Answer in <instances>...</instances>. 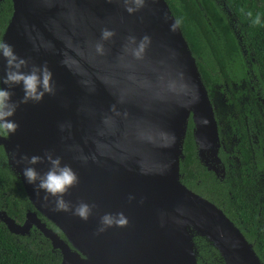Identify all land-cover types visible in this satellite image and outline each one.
Returning a JSON list of instances; mask_svg holds the SVG:
<instances>
[{"label":"water","instance_id":"95a60500","mask_svg":"<svg viewBox=\"0 0 264 264\" xmlns=\"http://www.w3.org/2000/svg\"><path fill=\"white\" fill-rule=\"evenodd\" d=\"M11 2L1 41L29 68L47 63L55 94L20 104L11 117L19 129L0 136L7 164L35 210L21 225L0 211L6 229L23 236L34 228L59 252L60 264H195L188 230L206 238L224 264H260L223 213L178 181L190 114L198 159L217 175L223 168L206 90L164 0ZM104 30L113 34L104 38ZM5 64L0 57V77ZM11 91L13 101L24 95L20 85ZM46 151L78 174L64 199L73 207L95 205L87 220L56 211L55 197L45 200V192L25 180L21 157ZM33 167L43 174L50 164ZM121 212L126 226L99 231L103 215Z\"/></svg>","mask_w":264,"mask_h":264},{"label":"trees","instance_id":"16d2710c","mask_svg":"<svg viewBox=\"0 0 264 264\" xmlns=\"http://www.w3.org/2000/svg\"><path fill=\"white\" fill-rule=\"evenodd\" d=\"M187 1L164 0L186 39L208 97L212 83L221 86L224 80L249 78L261 102L259 116L250 110L243 112L244 122L232 128L233 136L221 135L217 125V158L223 168L220 175L197 157L190 114L178 158V181L220 210L238 229L259 263L264 264V10L252 14L246 0ZM11 15V0H0V41ZM212 15L218 17V26ZM257 16L260 24L253 23ZM202 21L212 31L211 36ZM228 35L233 42L232 53L219 63L210 53L221 47ZM0 211L18 225L23 223L26 212H35L1 146ZM36 216L65 241L50 221L38 213ZM188 234L195 264H224L206 238L191 230ZM0 264H60V254L34 228L28 235H14L0 221Z\"/></svg>","mask_w":264,"mask_h":264},{"label":"clouds","instance_id":"9594fccd","mask_svg":"<svg viewBox=\"0 0 264 264\" xmlns=\"http://www.w3.org/2000/svg\"><path fill=\"white\" fill-rule=\"evenodd\" d=\"M142 0H137L140 4ZM132 12V8L127 9ZM249 16L252 14L249 12ZM260 17L257 16L253 21L254 24H260ZM113 33L104 30L102 35L104 38L111 36ZM98 51H102V47L98 46ZM0 57L5 61L4 74L0 77V83L7 85V88L0 87V134L14 135L20 125L15 120L11 119L19 108L20 104L40 103L45 95H54L55 88L53 85V72L48 67L47 63L43 65L28 66V61L19 57L12 45L7 42L0 41ZM28 69V71H25ZM17 85L22 86L23 97L19 101H13L15 95L11 89ZM63 130V125H61ZM47 161L50 164L49 169L41 174L33 166ZM21 162H26L28 166L24 167L22 174L29 184H34L39 190L45 192L44 199L48 196L55 197L56 211H71L73 215L87 220L92 214L95 205H90L84 201L79 202L74 207L69 201L64 199L65 194L69 189L78 185L79 176L68 164H62L60 156H53L51 152L46 151L44 156L40 155H24L21 157ZM127 218L124 214L117 213L105 214L101 217V227L99 231H104L106 227L119 226L123 227L127 224Z\"/></svg>","mask_w":264,"mask_h":264},{"label":"rangeland","instance_id":"374dc122","mask_svg":"<svg viewBox=\"0 0 264 264\" xmlns=\"http://www.w3.org/2000/svg\"><path fill=\"white\" fill-rule=\"evenodd\" d=\"M186 2L188 1L186 0ZM246 2V7L250 10L252 14H256L257 12L264 10V0H246ZM207 7L209 8L211 6L207 5ZM212 18L215 21V24L218 26L220 23L218 17L212 15ZM202 25L205 31H208L209 35L211 36V34L213 33L208 28V25L204 21H202ZM181 36L187 45L186 39L183 37L182 33ZM232 48L233 42L231 40L230 35H228L224 39L223 45L219 48L213 49L210 55L217 62L222 63L225 61L227 56L232 53ZM252 87L248 84H241L240 86L239 83L236 84L230 79L225 80L221 86L215 85L213 83L211 84L210 98L208 97V100L212 109L213 118L216 122V125L219 126L221 135L233 136L232 128L243 124V112L245 110H250L252 114H254L255 116H259L260 98L259 95L256 94V92L252 89Z\"/></svg>","mask_w":264,"mask_h":264},{"label":"flooded vegetation","instance_id":"af4514ba","mask_svg":"<svg viewBox=\"0 0 264 264\" xmlns=\"http://www.w3.org/2000/svg\"><path fill=\"white\" fill-rule=\"evenodd\" d=\"M246 76V75H245ZM252 77V76H250ZM225 81V80H224ZM223 81V83H224ZM236 84L239 83V85L241 86V84H248L250 85L251 87L253 86V84L250 82V79L248 78V80H246L245 78H242V79H239V80H236V82H234ZM252 89L254 90V88L252 87ZM256 94H258V92H256ZM259 95V94H258ZM260 98V97H259ZM260 102H261V99H260ZM5 137V136H4Z\"/></svg>","mask_w":264,"mask_h":264}]
</instances>
